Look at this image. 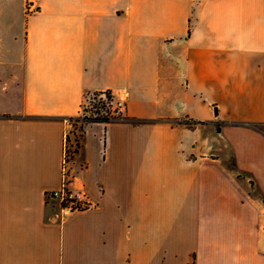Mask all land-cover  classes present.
Masks as SVG:
<instances>
[{
  "label": "crops",
  "instance_id": "0c3cea01",
  "mask_svg": "<svg viewBox=\"0 0 264 264\" xmlns=\"http://www.w3.org/2000/svg\"><path fill=\"white\" fill-rule=\"evenodd\" d=\"M263 127L264 0H0V264H264Z\"/></svg>",
  "mask_w": 264,
  "mask_h": 264
},
{
  "label": "built area",
  "instance_id": "2783aa9c",
  "mask_svg": "<svg viewBox=\"0 0 264 264\" xmlns=\"http://www.w3.org/2000/svg\"><path fill=\"white\" fill-rule=\"evenodd\" d=\"M29 7V5L26 6L27 10L30 9ZM107 94L109 97H107ZM86 99L88 100L87 105L84 103L86 102ZM98 100H101L105 104L106 110L99 109V112H96V107H93V103ZM125 111L126 105L124 92L119 94L117 100H114L112 95L106 92H91L84 96V99L80 104V112L78 115L81 117L108 115L111 119H115L123 117ZM68 139L69 133L67 131L64 138V149L61 162V183L59 187L47 190L44 193L46 201H51L52 203L57 204L62 213L81 211L92 208L96 205L82 186H76L73 184L76 175L70 165L72 162L70 156L72 146Z\"/></svg>",
  "mask_w": 264,
  "mask_h": 264
},
{
  "label": "rangeland",
  "instance_id": "374dc122",
  "mask_svg": "<svg viewBox=\"0 0 264 264\" xmlns=\"http://www.w3.org/2000/svg\"><path fill=\"white\" fill-rule=\"evenodd\" d=\"M8 10H9V7H8ZM86 98H87V96H86ZM87 101L88 100L86 99V102H84L85 105L88 104ZM76 117H77V120H69L70 126L68 128V133H69V139L68 140H69V143L72 147L74 145V138L77 137V139H78V136L80 134V129H78V125L82 122V117L80 115H78ZM263 129H264V127H263ZM205 132H206V129L203 131V133H205ZM213 132H214V130H213ZM215 135L217 137H219V140H218L219 155L221 156V158L225 159L226 158V151H225L223 144H222L223 143V140H222L223 135L220 132H216ZM206 145H207V143H206ZM72 162H73V160H72ZM72 162L70 164L71 166H72Z\"/></svg>",
  "mask_w": 264,
  "mask_h": 264
},
{
  "label": "trees",
  "instance_id": "16d2710c",
  "mask_svg": "<svg viewBox=\"0 0 264 264\" xmlns=\"http://www.w3.org/2000/svg\"><path fill=\"white\" fill-rule=\"evenodd\" d=\"M108 95V94H107ZM109 97V95L107 96ZM93 107H96V112H99V109H105V104L101 101V100H98L96 102L93 103ZM106 110V109H105ZM70 120H77V117H73V118H70ZM111 120V118L108 116V115H102V116H95V117H82V122L78 125V129H80V134L78 136V139L77 137L74 138V145L72 147V150H70V156L73 160V157L74 155L76 154L79 146H80V136H81V133H82V129H83V125L86 123V122H90V121H103V122H107Z\"/></svg>",
  "mask_w": 264,
  "mask_h": 264
}]
</instances>
